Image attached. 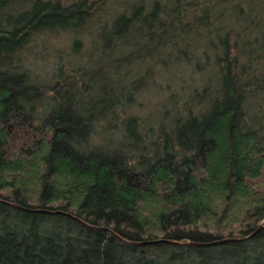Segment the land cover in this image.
I'll return each instance as SVG.
<instances>
[{"label":"trees","instance_id":"obj_1","mask_svg":"<svg viewBox=\"0 0 264 264\" xmlns=\"http://www.w3.org/2000/svg\"><path fill=\"white\" fill-rule=\"evenodd\" d=\"M0 199L79 219L0 201V264H264V0H0Z\"/></svg>","mask_w":264,"mask_h":264},{"label":"rangeland","instance_id":"obj_2","mask_svg":"<svg viewBox=\"0 0 264 264\" xmlns=\"http://www.w3.org/2000/svg\"><path fill=\"white\" fill-rule=\"evenodd\" d=\"M89 28H91V25H89ZM88 29V28H85ZM87 38V36H85ZM76 38L75 34L73 32H58V33H46L42 34L38 43L32 46V51L31 49L28 54V61L32 64L31 69H35L36 66L38 65L40 67L39 72L43 75L47 73V70H51L58 62L59 58H63V62L66 63L68 62V59L70 57L71 53V42L72 40ZM84 41L86 42L87 45L90 44L92 39L90 38L85 39ZM86 44L85 47L81 50L84 51L86 50ZM46 65H51L50 68H45L43 64ZM51 63V64H50ZM75 65V64H73ZM53 66V67H52ZM146 95V94H144ZM138 98V102H141L142 104L145 105L144 107L146 108H155L157 105H153L156 103V100L152 103L153 106L149 104V101L145 98V96ZM147 96V95H146ZM147 100V101H146ZM151 106V107H147Z\"/></svg>","mask_w":264,"mask_h":264},{"label":"water","instance_id":"obj_3","mask_svg":"<svg viewBox=\"0 0 264 264\" xmlns=\"http://www.w3.org/2000/svg\"><path fill=\"white\" fill-rule=\"evenodd\" d=\"M0 201L3 202V203L8 204V205H10V206L17 207V208H20V209H23V210H26V211H29V212H38V213L40 212V213H47V214H63V215H67V216H72V217L76 218L77 220H79L77 217H75V216L71 215L70 213L65 212V211H63V210L27 208V207H21V206H19V205L13 204V203H9V202L4 201V200H1V199H0ZM262 225H264V220H263V222L261 223V226H262ZM98 229H99V228H98ZM100 229H102V230H107V231H109V232L112 233V231L109 230V229H107V228H100ZM253 234H254V232H253L251 235H253ZM251 235H250V236H251ZM248 237H249V236H248ZM229 240H231V238H223V239L214 240V241L207 242V243H194V242H193V243H190V244H192V245H197V246H210V245H216V244H220V243H223V242H227V241H229ZM162 241H169V240H166V239H162V238H160V239H155V240L136 242V243H134V244H136V245H137V244H151V243L162 242ZM170 242L177 243V242H175V241H170Z\"/></svg>","mask_w":264,"mask_h":264}]
</instances>
